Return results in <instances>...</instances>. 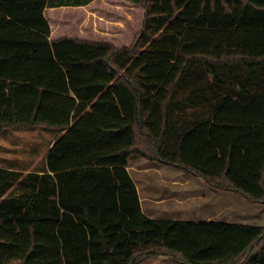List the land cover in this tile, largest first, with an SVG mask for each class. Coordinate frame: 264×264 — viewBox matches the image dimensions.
Segmentation results:
<instances>
[{
  "label": "trees",
  "instance_id": "16d2710c",
  "mask_svg": "<svg viewBox=\"0 0 264 264\" xmlns=\"http://www.w3.org/2000/svg\"><path fill=\"white\" fill-rule=\"evenodd\" d=\"M142 3L116 47L0 0V131L56 132L43 171L0 168V264H264L263 227L148 218L127 171L136 154L264 201V0Z\"/></svg>",
  "mask_w": 264,
  "mask_h": 264
},
{
  "label": "rangeland",
  "instance_id": "374dc122",
  "mask_svg": "<svg viewBox=\"0 0 264 264\" xmlns=\"http://www.w3.org/2000/svg\"><path fill=\"white\" fill-rule=\"evenodd\" d=\"M54 2H75L77 0H51ZM78 1H87V0H78ZM245 1V0H243ZM132 4L134 2H131ZM142 0H138V4L133 11L129 10L131 18L129 19L131 29L130 32L124 33V38H119L117 42H111L116 47H124L131 46L134 44L135 38L137 34L140 32V27L143 24L144 18V9L142 5ZM113 9L107 3L103 1H97L95 4V12L98 15L102 16L97 18L96 25L92 23V27L96 30H92L93 34L88 35L86 32L81 31L79 28V23H82V16L80 14H73L72 11H64V10H56L52 11L48 14L51 19V27L52 31L56 33V36H70L77 38H86V36H90L94 41H107L105 37V27L110 25L109 22H105L103 17L108 20H114L115 18L110 13ZM104 25V27H103ZM98 29V31H97ZM91 33V32H90ZM121 37V36H117ZM88 38V39H89ZM105 39V40H104ZM53 40V39H51ZM110 42V41H108ZM56 132L53 129L36 125L32 127H19L13 126L8 127L2 131H0V168L6 169L9 171H19L23 174L35 171H43L45 169V159L47 150L49 148L50 142L55 138ZM131 157V158H130ZM128 161V169L130 172H133L134 169H138L139 173L148 174L147 178L152 180L154 177H162V178H171L176 177L179 179H186L192 177V175L185 174L181 172V170L172 168L170 166H166L160 164L158 166L154 163V161L146 160L138 155L133 154L130 156ZM150 168L143 170L144 168ZM152 167L158 168L161 173V176H153V174H157L159 171H155ZM143 168V169H142ZM177 170V171H175ZM134 179L139 183L140 180L138 177H134ZM187 184L186 189L187 192L182 196L183 198L188 197V200H197L202 196L203 204L200 211L193 210L191 213H187L186 217L192 220H203L207 219V214L209 213V206L207 207V203L204 201H210V203L215 199L219 202L222 200L225 201V209L220 211L219 217L217 219L233 222V223H243L248 225L260 226L264 228V201L263 202H252L236 192L226 191L225 193H214L207 192L204 190V187L200 186L199 182H189ZM140 184V183H139ZM151 189V187H149ZM213 195H215L213 199ZM196 204V203H194ZM199 205V204H198ZM197 205V206H198ZM199 214V216H197ZM209 216V214H208ZM180 217V215H178ZM262 242V241H261ZM260 245V244H259ZM167 257V256H166ZM172 264H182L179 261H176L173 258H170Z\"/></svg>",
  "mask_w": 264,
  "mask_h": 264
},
{
  "label": "crops",
  "instance_id": "0c3cea01",
  "mask_svg": "<svg viewBox=\"0 0 264 264\" xmlns=\"http://www.w3.org/2000/svg\"><path fill=\"white\" fill-rule=\"evenodd\" d=\"M97 1L99 0H87L84 2L77 0L75 2H58L57 3L51 0H47V5L44 9V15L46 19L48 20V23L50 26V30H51L50 39H57L58 37L56 36V33L52 31L51 21H50L51 19L49 18L48 14L58 9L64 10V11L69 10V11H72L73 14H80L82 16L81 19L83 20L81 24L79 23V28H81V31L86 32L88 35H92L93 34L92 30H96V26L95 28H93L91 22H93L94 25H96L97 18L102 17L98 15L97 12H95V4ZM100 1L107 3L110 6V8L113 9L110 13L115 18L114 20L107 21L103 17L105 22H109L111 26L107 25L105 27L106 30L102 31V33L107 34L105 35L107 36L105 37L107 41L117 42L119 38H124V33L122 32L123 30H125V32H130L129 29H131V25H130L129 19L131 18L130 16L131 12L129 10L133 11L137 7L135 6V4H138V0H100ZM131 2H134V3L132 4ZM117 36H121V37L117 38ZM89 37L90 36H86V38H82V39H88ZM89 40H93V39L89 38ZM52 141L49 144V148L52 144ZM154 163L157 164L158 166H161L160 163H157L155 161ZM128 168L129 167H127V171L130 174L133 182L135 183L136 189H137L141 210L143 214L147 216L148 218L171 219V220H178V221H185V222H201V221L222 222V220H219L217 218L219 217L218 214H220V211L225 209L224 200H222V202H219L214 199L215 195H213L214 200L211 203L209 200L204 201L206 203L208 202L207 207L210 205L209 213H208L209 216L207 214L208 218L203 219V220H192V219L184 218V217H186L187 213H191L193 210L200 211L203 204H205V203H202L204 198L202 199V196L200 195V198L197 200V202H195L194 200H188V197L183 198L182 196L187 192L186 186L187 184H189L188 181L191 183L199 182L200 186L204 187L203 188L204 190H206L207 192L212 191L213 194L216 192L217 194L220 192L225 193L226 191L224 190L220 191L218 189L212 188L206 183L204 179L199 178V177H194V176L190 178H186V179H179L176 177H171V178H162V177L155 178L154 177L152 180L149 181V179L147 178L148 174H145V173L140 174L138 169H134L133 172H130ZM172 168L181 170V172L188 174L182 169H179L176 167H172ZM146 169H150V168L147 167V168H144L143 170H146ZM152 169H154L156 172L159 171L158 168H155V167H152ZM159 175L161 176L160 171L157 172V174L155 173L153 174V176H156V177ZM134 177H138V179L140 180L139 182L140 184L134 179ZM149 187H151V189ZM178 215H180V217H178ZM197 216H199V214ZM240 224H243V223H240ZM170 260H171L170 257L160 256L157 258L147 259L141 264H172Z\"/></svg>",
  "mask_w": 264,
  "mask_h": 264
}]
</instances>
